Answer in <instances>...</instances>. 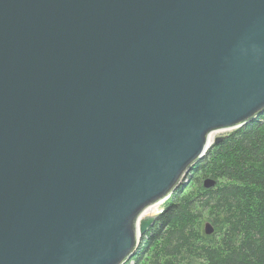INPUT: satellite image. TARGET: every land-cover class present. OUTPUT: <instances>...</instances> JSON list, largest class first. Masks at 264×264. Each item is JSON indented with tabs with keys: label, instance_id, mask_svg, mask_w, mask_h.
Here are the masks:
<instances>
[{
	"label": "water",
	"instance_id": "water-1",
	"mask_svg": "<svg viewBox=\"0 0 264 264\" xmlns=\"http://www.w3.org/2000/svg\"><path fill=\"white\" fill-rule=\"evenodd\" d=\"M263 112L264 0H0V264H124Z\"/></svg>",
	"mask_w": 264,
	"mask_h": 264
},
{
	"label": "trees",
	"instance_id": "trees-1",
	"mask_svg": "<svg viewBox=\"0 0 264 264\" xmlns=\"http://www.w3.org/2000/svg\"><path fill=\"white\" fill-rule=\"evenodd\" d=\"M188 177L124 264H264V112L212 144Z\"/></svg>",
	"mask_w": 264,
	"mask_h": 264
},
{
	"label": "rangeland",
	"instance_id": "rangeland-1",
	"mask_svg": "<svg viewBox=\"0 0 264 264\" xmlns=\"http://www.w3.org/2000/svg\"><path fill=\"white\" fill-rule=\"evenodd\" d=\"M233 129H223V130H217V131H214L212 134H211V138L212 137H215V136H220V135H225L227 134L228 132L232 131ZM190 180V179H189ZM163 201H159L157 202L156 204L150 206L149 208H151L148 212L142 214L143 217H146V216H154L156 214H159L160 212V208H161V205H162ZM206 222V221H205ZM132 264V262L130 263Z\"/></svg>",
	"mask_w": 264,
	"mask_h": 264
},
{
	"label": "bare ground",
	"instance_id": "bare-ground-1",
	"mask_svg": "<svg viewBox=\"0 0 264 264\" xmlns=\"http://www.w3.org/2000/svg\"><path fill=\"white\" fill-rule=\"evenodd\" d=\"M212 134V133H211ZM210 139H211V135H210ZM152 206V205H151ZM150 207V206H149ZM146 208L143 212H142V214H144V213H146V212H148L151 208Z\"/></svg>",
	"mask_w": 264,
	"mask_h": 264
}]
</instances>
